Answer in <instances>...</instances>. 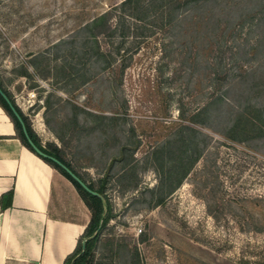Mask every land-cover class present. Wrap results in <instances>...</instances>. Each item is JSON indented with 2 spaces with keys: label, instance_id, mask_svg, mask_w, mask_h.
I'll return each mask as SVG.
<instances>
[{
  "label": "rangeland",
  "instance_id": "1",
  "mask_svg": "<svg viewBox=\"0 0 264 264\" xmlns=\"http://www.w3.org/2000/svg\"><path fill=\"white\" fill-rule=\"evenodd\" d=\"M121 1L0 0V88L39 146L104 189L108 221L84 264H264V137L222 135L240 96L253 92L252 103H264V26L248 29L249 11L264 0L182 8L170 28L154 17L126 20L133 36L119 53L117 37L102 47L105 66L85 44L84 26ZM212 83L226 103L222 117L192 124ZM253 83L258 88L245 90ZM169 144L175 166L163 178L180 184L158 205L157 168L166 173L171 164L154 152ZM179 144L196 158L186 176ZM79 208L87 225L89 210Z\"/></svg>",
  "mask_w": 264,
  "mask_h": 264
},
{
  "label": "trees",
  "instance_id": "2",
  "mask_svg": "<svg viewBox=\"0 0 264 264\" xmlns=\"http://www.w3.org/2000/svg\"><path fill=\"white\" fill-rule=\"evenodd\" d=\"M211 0H123L119 4L113 6L105 13L93 19L90 23L84 26V29L87 31V37L84 38L85 44H89L91 46V50L93 55L95 56L97 61H104L105 66H110V61L107 60L105 51L103 52V46L108 45L110 39L113 37L119 38L120 42L114 48L116 53H119L124 42L128 40L127 38L133 33L131 30V26H129L126 20H133L135 22H141L146 20L149 17H154V19H160V27L165 28L167 26L173 25L178 18L181 17V14L178 15V12L184 8L185 9H193L203 5H207ZM263 2V1H262ZM154 11V14H150ZM242 17V16H241ZM240 17V18H241ZM248 22H249V31L252 33L255 29H260V27L264 26V2L262 6L256 7L255 9H251L248 13ZM243 24L240 28H243ZM240 31V30H238ZM226 45V43H224ZM252 45V44H251ZM254 45V43H253ZM252 45V46H253ZM257 45V44H256ZM221 43H217L215 48L212 49V57L211 62L213 65L219 64L218 50ZM111 55V53H110ZM114 62V59H111ZM210 63V62H209ZM247 71L241 70L238 71V77L247 76ZM240 73V74H239ZM256 71L252 72V77H255ZM214 73L211 74V78H214ZM231 77L233 75L231 74ZM253 80V79H251ZM245 81V80H244ZM247 81H250L247 80ZM246 81V82H247ZM264 83V82H263ZM246 85V84H245ZM258 84H251L246 87L245 90L250 89L251 91L258 88ZM215 83L209 86L208 97L206 103L201 107V109L191 116L192 124L203 125L209 127L211 122L215 120L217 117H222V107L226 105L224 102V98L221 95L217 94V89L214 88ZM1 89V88H0ZM1 91L6 95L8 100L12 103V100L9 94L2 90ZM230 91V88L227 89ZM254 96L253 92H247L245 95L239 97L237 109L232 108L231 112L226 114V118L224 120V135L225 138L234 141V142H242L250 138L251 134H255L258 137H264V103L253 102L250 100ZM0 107L6 113L8 118L10 119L16 137L20 140V142L29 149L32 153H34L30 147L28 146L26 139L24 137L22 127L20 122L14 116L12 111L10 110L8 104L0 95ZM17 111V110H16ZM180 115L183 116L182 111L178 110ZM19 113V112H18ZM21 119L24 123L26 131L34 141L33 135L31 133L30 128L27 126L25 122V118L20 114ZM187 130L195 133V129L191 126L186 127ZM42 152L46 155L54 157L58 161H60L63 165H65L72 173H74L79 179H81L78 174L71 168V166L66 163L63 159H61L55 152H47L41 146H39L35 141L33 142ZM192 144V142H190ZM189 145H185V148L181 150L183 144H179V147L175 153H177V160H183L184 158L189 159V166L185 167L183 176L188 175L193 165L196 162V158L193 159L190 157L189 153ZM174 146L169 144L167 146L159 147L154 152V158L156 161H160L163 159L164 155L167 154L169 156L171 167L168 168L166 173L163 170V167L160 166L157 168L158 175L160 176L159 183L156 187V199L157 204L160 205L164 202L166 198H168L178 187L179 182L170 183L164 180L163 176H170L172 174V169L175 166V162L173 159L171 160L170 155L173 154ZM173 151H172V150ZM35 154V153H34ZM36 155V154H35ZM39 157L38 155H36ZM42 161H44L47 165L57 170L62 176H64L75 188L78 195L80 196L81 201L86 205L89 210V222L87 223L82 235L77 241V245L74 251L68 255L63 264H84V261L89 254L91 245L93 243V239L91 238L99 227H104L108 221L109 212L102 217L104 212V206L100 198L86 192L74 179H72L66 171L62 168L58 167L56 164L51 162L48 159L39 157ZM175 159V160H176ZM188 162V161H187ZM82 180V179H81ZM83 181V180H82ZM83 183H85L83 181ZM86 186L99 195L104 194L103 188H98L94 190L92 186ZM12 193L8 194L7 197L11 199ZM104 197V196H103ZM211 210H208V214L212 215L214 220L218 218L212 214ZM82 239H87L84 241L83 245L81 244ZM249 261V260H248ZM247 261V262H248Z\"/></svg>",
  "mask_w": 264,
  "mask_h": 264
},
{
  "label": "crops",
  "instance_id": "3",
  "mask_svg": "<svg viewBox=\"0 0 264 264\" xmlns=\"http://www.w3.org/2000/svg\"><path fill=\"white\" fill-rule=\"evenodd\" d=\"M78 201L73 185L20 142L0 107V264H63L86 227Z\"/></svg>",
  "mask_w": 264,
  "mask_h": 264
},
{
  "label": "water",
  "instance_id": "4",
  "mask_svg": "<svg viewBox=\"0 0 264 264\" xmlns=\"http://www.w3.org/2000/svg\"><path fill=\"white\" fill-rule=\"evenodd\" d=\"M0 95L3 97V99L6 101V103L8 104L10 110L12 111V113L14 114V116L17 118V120L20 122L21 127H22V131L24 134V137L26 139V142L28 144V146L30 147V149L39 157L45 158L50 160L51 162H53L54 164H56L58 167L62 168L64 171H66V173L72 178L74 179L86 192L98 197L101 199L102 203L105 206V202L104 199L101 195H99L98 193L91 191L85 183H83L74 173H72L65 165H63L60 161H58L57 159H55L54 157L48 156L46 155L44 152H42L31 140V138L29 137L26 128L20 118V116L18 115V113L16 112V110L14 109V107L12 106V104L10 103V101L8 100V98L6 97V95L1 91L0 89ZM100 228V227H99ZM92 238V237H91Z\"/></svg>",
  "mask_w": 264,
  "mask_h": 264
}]
</instances>
